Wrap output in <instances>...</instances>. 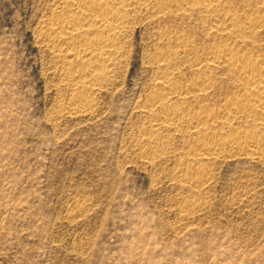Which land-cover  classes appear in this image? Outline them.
Returning <instances> with one entry per match:
<instances>
[{
	"label": "rangeland",
	"instance_id": "rangeland-1",
	"mask_svg": "<svg viewBox=\"0 0 264 264\" xmlns=\"http://www.w3.org/2000/svg\"><path fill=\"white\" fill-rule=\"evenodd\" d=\"M53 1L0 0V264H264L263 160L220 157L197 190L176 177L189 135L162 131L167 151L154 163L140 150L160 31L194 42L190 60L216 39L197 18L138 25L110 84L72 116L77 87L37 40ZM179 68L175 80L194 78ZM229 85L203 106L222 108Z\"/></svg>",
	"mask_w": 264,
	"mask_h": 264
},
{
	"label": "bare ground",
	"instance_id": "bare-ground-1",
	"mask_svg": "<svg viewBox=\"0 0 264 264\" xmlns=\"http://www.w3.org/2000/svg\"><path fill=\"white\" fill-rule=\"evenodd\" d=\"M53 3L56 9L48 21L41 23L37 40L62 64V83L78 88L66 107L68 114L90 111L89 98L110 84L129 53L138 25L160 23L173 16L197 18L206 35L219 42L206 46L204 54L195 55L193 60L189 58L196 53L194 42L173 37L170 31L158 35L159 45L165 48H159L148 61L156 77L153 92L140 109L151 118L148 137L140 141L143 158L154 163L164 154L168 144L161 139L162 131L189 135L192 142L176 177L186 187L197 190L207 185L208 164L220 157L240 153L264 161V0ZM181 62L190 64L195 75L187 84L172 76ZM224 81L234 92L217 112L210 111L202 103ZM191 103L199 104V109ZM242 121L245 125L238 126Z\"/></svg>",
	"mask_w": 264,
	"mask_h": 264
}]
</instances>
